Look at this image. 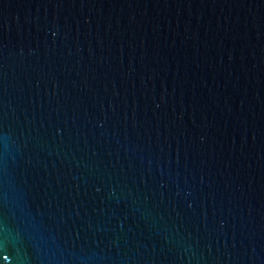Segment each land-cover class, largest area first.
<instances>
[{
	"label": "water",
	"instance_id": "water-1",
	"mask_svg": "<svg viewBox=\"0 0 264 264\" xmlns=\"http://www.w3.org/2000/svg\"><path fill=\"white\" fill-rule=\"evenodd\" d=\"M0 264H264V0H0Z\"/></svg>",
	"mask_w": 264,
	"mask_h": 264
}]
</instances>
